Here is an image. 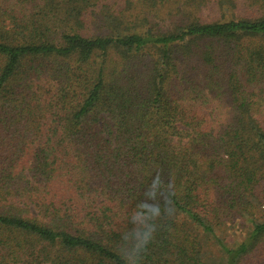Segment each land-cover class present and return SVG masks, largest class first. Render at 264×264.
<instances>
[{
    "label": "trees",
    "instance_id": "1",
    "mask_svg": "<svg viewBox=\"0 0 264 264\" xmlns=\"http://www.w3.org/2000/svg\"><path fill=\"white\" fill-rule=\"evenodd\" d=\"M0 264H264V0H0Z\"/></svg>",
    "mask_w": 264,
    "mask_h": 264
},
{
    "label": "rangeland",
    "instance_id": "2",
    "mask_svg": "<svg viewBox=\"0 0 264 264\" xmlns=\"http://www.w3.org/2000/svg\"><path fill=\"white\" fill-rule=\"evenodd\" d=\"M233 231H235V230H231V232H233ZM235 236V235H234ZM235 238H237V237H235Z\"/></svg>",
    "mask_w": 264,
    "mask_h": 264
}]
</instances>
